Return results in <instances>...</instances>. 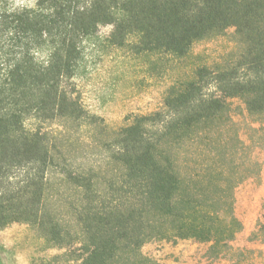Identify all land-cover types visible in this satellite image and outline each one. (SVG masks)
<instances>
[{
    "label": "trees",
    "instance_id": "16d2710c",
    "mask_svg": "<svg viewBox=\"0 0 264 264\" xmlns=\"http://www.w3.org/2000/svg\"><path fill=\"white\" fill-rule=\"evenodd\" d=\"M229 28L239 50L176 74L159 108L110 130L85 108L87 46L178 63ZM234 98L264 120V0H0V229L31 224L78 264H159L153 239L229 247L264 146L231 133ZM53 171L78 196L72 224L46 209Z\"/></svg>",
    "mask_w": 264,
    "mask_h": 264
},
{
    "label": "rangeland",
    "instance_id": "374dc122",
    "mask_svg": "<svg viewBox=\"0 0 264 264\" xmlns=\"http://www.w3.org/2000/svg\"><path fill=\"white\" fill-rule=\"evenodd\" d=\"M109 31V26L101 27L98 34L103 37ZM239 48L232 28L195 41L188 55L178 63L147 60L143 56L133 58L125 49L106 48L99 52L97 47L87 46L85 67L77 81L83 104L89 112L100 116L109 130L117 128L127 123L131 114L159 108L163 92L176 74L201 63L210 65ZM230 106L235 120L231 133L236 132L241 140L251 143L256 142L259 135L264 138V120L257 122L247 115L239 98L232 99ZM258 124L261 132L249 129ZM249 149L258 162L259 171L234 188V212L241 228L229 247L214 251L209 249L208 243L194 239H153L142 246V251L159 264H264V146L250 145ZM78 150L82 154L89 151ZM48 187L47 211L60 217L64 224L69 221L72 224L75 214L72 202L78 197L75 190L61 182V176L55 171L49 174ZM64 253V249L52 246L40 229L26 222H12L0 229L3 264H78L68 260Z\"/></svg>",
    "mask_w": 264,
    "mask_h": 264
},
{
    "label": "water",
    "instance_id": "95a60500",
    "mask_svg": "<svg viewBox=\"0 0 264 264\" xmlns=\"http://www.w3.org/2000/svg\"><path fill=\"white\" fill-rule=\"evenodd\" d=\"M0 264H3V261H2V259H1V257H0Z\"/></svg>",
    "mask_w": 264,
    "mask_h": 264
}]
</instances>
